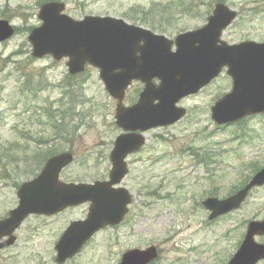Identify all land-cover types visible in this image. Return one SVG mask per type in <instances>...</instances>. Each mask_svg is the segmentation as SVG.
<instances>
[{
  "label": "rangeland",
  "instance_id": "1",
  "mask_svg": "<svg viewBox=\"0 0 264 264\" xmlns=\"http://www.w3.org/2000/svg\"><path fill=\"white\" fill-rule=\"evenodd\" d=\"M44 1L0 0V19L17 30L0 43V157L7 156L0 166V219L17 206L19 185L32 180L52 154L74 155L60 174L64 182L108 178L110 152L121 133L115 126L116 101L98 69L70 76L67 59L32 56L28 35L41 25L37 12ZM60 1L76 20L122 18L169 38L199 28L222 3L238 13L224 40H264V0ZM229 87L222 73L181 102L188 110L181 121L147 132L144 148L127 159L129 173L121 183L133 195L128 216L99 231L64 264H118L126 250L150 245L159 249L154 264L228 263L248 222L264 220V186L253 189L239 209L212 221L202 205L209 196L233 194L264 166V113L221 127L211 121V106ZM137 90L133 85L128 100ZM88 206L49 218L31 215L15 232L14 245L0 251V264H58L57 240L71 221L86 217ZM256 241L263 243L264 235Z\"/></svg>",
  "mask_w": 264,
  "mask_h": 264
},
{
  "label": "water",
  "instance_id": "2",
  "mask_svg": "<svg viewBox=\"0 0 264 264\" xmlns=\"http://www.w3.org/2000/svg\"><path fill=\"white\" fill-rule=\"evenodd\" d=\"M64 10L65 3L58 1L40 7L38 18L42 24L28 37L33 56L41 58L49 54L57 61L68 57L71 74L83 71L86 63L98 67L108 91L120 102L133 79L145 82L146 87L137 105L127 109L118 105V122L128 118L130 123L125 125L132 126L129 129L145 130L179 120L185 110L175 107L176 101L197 92L218 76L224 65L229 68L234 87L212 108L214 121L217 124L233 123L246 115L264 112V43L219 44L222 30L236 16L225 5H216L203 28L176 37V51L170 49L173 42L164 36L129 25L122 19L86 16L76 21L62 13ZM13 34L10 23L0 20V42ZM155 77L160 80L158 86L152 83ZM152 99L159 102L151 106ZM138 142L141 145L143 141ZM138 145L134 140L119 137L111 157L114 162L112 180L93 185L59 180L61 170L73 159L70 153L47 160L36 178L21 184L17 192L18 206L0 221V238L10 236L6 244L13 243V231L28 214L51 215L91 201L87 220L72 222L56 244L59 263L73 257L95 232L107 225H117L123 219L129 196L124 189L115 190L111 185L120 182L126 174L123 159ZM247 183L224 200L207 199L204 206L212 210L210 219L238 208L253 187L264 185V167ZM255 235H264V220L249 223L247 235L229 264H256L264 258V244H257ZM2 247L0 244V249ZM156 250L155 246L128 250L119 264H148L157 257Z\"/></svg>",
  "mask_w": 264,
  "mask_h": 264
},
{
  "label": "flooded vegetation",
  "instance_id": "3",
  "mask_svg": "<svg viewBox=\"0 0 264 264\" xmlns=\"http://www.w3.org/2000/svg\"><path fill=\"white\" fill-rule=\"evenodd\" d=\"M139 85H140V88L143 87V85H141V84H139ZM138 87H139V86H138ZM139 92H140V90H139ZM139 92H137V93H139ZM128 97H129V95L127 94V95L125 96V99H124V100H125V103H124V104H126V105H131V104H134V103L136 102L138 96H137V97H134V98L132 97V99H129V100H128ZM47 218H49V217H47ZM5 240H6V239H2V242H5ZM16 241H17V239H16ZM3 249H4V248H3ZM5 249H6V248H5ZM5 249H4V250H5Z\"/></svg>",
  "mask_w": 264,
  "mask_h": 264
},
{
  "label": "trees",
  "instance_id": "4",
  "mask_svg": "<svg viewBox=\"0 0 264 264\" xmlns=\"http://www.w3.org/2000/svg\"><path fill=\"white\" fill-rule=\"evenodd\" d=\"M46 1V0H45ZM55 1V0H54ZM17 31V30H16ZM6 153H9V151L8 150H6ZM7 158V157H6ZM0 160H3V159H0Z\"/></svg>",
  "mask_w": 264,
  "mask_h": 264
}]
</instances>
